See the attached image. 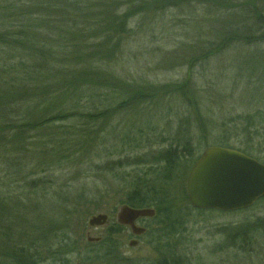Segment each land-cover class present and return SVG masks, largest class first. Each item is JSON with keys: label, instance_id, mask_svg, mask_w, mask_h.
Returning <instances> with one entry per match:
<instances>
[{"label": "rangeland", "instance_id": "1", "mask_svg": "<svg viewBox=\"0 0 264 264\" xmlns=\"http://www.w3.org/2000/svg\"><path fill=\"white\" fill-rule=\"evenodd\" d=\"M143 1L146 7L141 11L132 1L136 10L128 0L115 3L116 12L126 15L128 28L121 32L122 54L101 59L90 57L88 51L99 40L85 39L87 47L80 51L69 42L60 51L59 39L51 38L59 19L40 5L16 4L23 15L19 19L30 27L23 30L20 22L4 24L0 10V128L6 127L4 134L13 139L0 149L2 264H25L18 250H25L27 256L36 254L33 259L38 264H61V251L55 254L48 239L63 237L70 241V253L62 264H159L162 259L165 264H264V237L253 228L264 219V200L238 211L199 212L189 209L185 190L192 165L204 149L214 146L204 144L203 132L212 130L213 135L214 124L228 114L263 108L255 103L253 88L259 82L264 85V25H256L254 19L258 15L254 11L264 14V0ZM243 9L250 11L241 15ZM29 17L36 21L29 23ZM243 28L247 32L232 34ZM19 33L44 47L40 55L27 44L15 45ZM82 33L86 38L88 34ZM28 34L34 38L28 39ZM60 54H65V63ZM20 65L52 67L51 81L41 79L38 90L26 76L19 78ZM61 76L89 77L92 89L103 88L101 93L119 99L95 124L74 119L42 127L39 118L45 108L56 113L69 106L59 99L62 91L56 82ZM105 79L110 87L95 84ZM95 100L92 106L82 102L85 108L78 112L100 113L104 107L99 98ZM20 121L32 122L35 130L16 135L9 123ZM42 137L48 144L34 147ZM64 139L70 144L62 143ZM166 139L189 141L193 156L175 169L167 188L169 221L178 234L164 237L163 226L156 227L153 216L139 219L136 226L145 232L134 237L128 227L115 222V215L134 189L131 182L149 168L134 164L165 150ZM117 161L121 170L109 169ZM37 179L50 181V189L33 182ZM98 214L106 215L107 223L89 228L88 219ZM242 230L244 235L237 234ZM156 233L162 240L155 239ZM88 237L98 242H88ZM132 240L137 241L134 247L129 246Z\"/></svg>", "mask_w": 264, "mask_h": 264}, {"label": "trees", "instance_id": "2", "mask_svg": "<svg viewBox=\"0 0 264 264\" xmlns=\"http://www.w3.org/2000/svg\"><path fill=\"white\" fill-rule=\"evenodd\" d=\"M130 4H132L130 1L135 2L134 4H137L138 10L141 11L145 9V1L143 0H128ZM29 2L31 5H40L39 7L44 8L45 11H52L54 13V16H57L59 19V27L53 32V35L51 38L53 39H59L57 40L58 44L62 45V48L60 51L65 49L67 44L69 42H73V49L80 51L84 50V48L87 47V43L85 39H91L93 40H99V43L96 45H89L88 51H90V57H99L98 59L105 58L108 56H117L118 54H122V50L119 49L120 47V39H121V32H127V25L124 24V18L126 15L123 13L116 12V7L118 5H115V3L119 4L121 0H0V10L3 12V16L5 17L4 24H6V20L12 22H20L22 24L23 29L30 28L24 23V19L20 20L19 18H23V15L21 14V9L16 10V4L23 5ZM172 2H174L172 0ZM133 5V4H132ZM108 6V7H107ZM134 6V5H133ZM249 6V4H247ZM130 7V6H126ZM135 8V6H134ZM136 10V8H135ZM252 13L254 11V8L252 6L251 8ZM44 11V10H43ZM97 11L99 13H97ZM101 11H106L105 14H101ZM250 11L249 10H242L241 15L243 12ZM257 12L258 15H255V24L256 25H264V14L261 12H258L257 10L254 11ZM135 13V12H134ZM40 14V13H39ZM102 15V16H101ZM259 16V17H258ZM30 18V17H29ZM121 19H123V22H121ZM35 19H29V23L33 24L32 22H35ZM22 22V23H21ZM78 25H81V29H78ZM84 27V28H83ZM81 30V31H80ZM87 30V31H86ZM242 31V33L247 32V29H236L233 31L232 34L237 33L238 31ZM82 31L84 33H87L88 35L83 36ZM24 37L26 36V33H23V31H20ZM81 32V33H80ZM17 35V33H16ZM19 37L20 33L18 34ZM29 36L28 39H33V36ZM31 37V38H30ZM114 37V39H112ZM18 41H15V45H18L20 47L22 44H27L34 53L41 52L42 47L41 44L36 40L34 42L27 41V39H21ZM50 38V39H51ZM10 39H14V36L10 37ZM77 39H83V40H77ZM24 40L22 43L21 41ZM88 40V41H89ZM10 46V45H9ZM106 46V47H104ZM11 47V46H10ZM16 50V47L15 49ZM51 48H47L46 51H49L51 53ZM59 51V53H60ZM55 54V53H54ZM52 54V55H54ZM62 62L65 63V54H60ZM93 59V58H92ZM74 59H71L73 62ZM75 62V61H74ZM63 66V64H62ZM20 70L23 73H19V78H24L26 76L27 80L30 83H34L37 85V89L39 86L43 85L42 83L47 80L51 81V71L53 72L52 67L51 68H44L41 69V67L32 65L29 69L23 68L22 65H20ZM46 70L44 73L43 71ZM42 71V74L40 73ZM26 73V74H25ZM66 76H61V78L58 80L56 85L58 84L59 89L62 91V98H59L62 100V102L67 103V107L59 109V112L56 111V113H53L50 111V107L47 109L45 108L42 112V116L39 118L41 120L40 126L45 127L47 124H52L55 121L59 123H65L71 122L75 120H80L87 122V124H95L96 121L104 119L109 115L107 112L108 109L111 106V103L115 101L118 97L113 96L111 93H101L99 91L103 88L98 89H92V79L86 76H78L77 79L71 76L70 79L65 78ZM84 78V79H82ZM42 79V80H41ZM76 79V80H75ZM82 80L83 82H80ZM13 81V80H12ZM42 82L41 84H39ZM95 82V81H94ZM11 83V82H10ZM91 83V86L89 85ZM260 83V82H259ZM257 83L256 87L253 88V90L256 91L257 98L254 100L255 103H261L263 108L262 109H255L251 112H246L242 114H237L234 116H226L225 119H222L220 124H214V129L216 132L213 135H210L212 130H208L203 132V142L204 144H213L217 147H223V148H229L236 150L242 154H244L247 157H250L257 162L264 164V85H261ZM12 84V83H11ZM95 84H100L99 86H102L105 88L110 87L111 84L105 79V80H99ZM88 87V88H87ZM87 89V90H86ZM113 89V88H112ZM39 90V89H38ZM114 90V89H113ZM32 97V95H31ZM95 98H99L101 104L100 113H96L94 115L92 114H85L86 112L79 113V110H83L85 107L82 106V102L89 105H94ZM119 99V98H118ZM117 99V100H118ZM66 106V105H61ZM118 106L121 107V103L118 104ZM99 107V104L98 106ZM95 108V107H94ZM66 109V110H64ZM88 109V108H87ZM76 112V113H73ZM78 114H81V118L78 117ZM4 115V113H3ZM9 126L14 130H17L15 133L16 135L19 134V132H30L35 130V125L31 122L22 123L19 122L18 125H13V123H9ZM6 127L0 128V149H4L8 147L7 143H10L13 141V139H7L6 137V131L3 130ZM5 133V134H4ZM31 139V138H30ZM17 140L20 141L21 145V138H18ZM28 141L29 139H25L23 137V141ZM43 140V141H42ZM162 142H164L165 139H161ZM168 142V145L165 150L158 152L154 157L149 159L148 161H144L141 163V161H138L134 165L142 166V165H148L149 168L144 171L143 175L140 173V176L137 177L131 184H133L134 189L130 191L127 194L126 201L124 205H127L131 208H137V209H152L154 211V217L152 220H154L157 225L156 227H162L164 232H162V235L164 237L168 236H175L178 234L177 229L174 227V224L169 221V215L170 210L168 208V205L171 202V193H168V185L171 184L173 179V174L175 172V169L181 166L185 161V159L192 158V154L189 152V141L188 143L185 142L181 144L180 140L174 139H166ZM191 140V139H189ZM62 143L70 144V142L67 139H64ZM174 143V144H173ZM27 144V143H26ZM48 144L47 137H42L40 140L36 141L35 146L36 148H40L39 146H44ZM179 144V145H178ZM183 145V146H181ZM27 146V145H26ZM25 146V148H26ZM181 146V147H180ZM18 148V147H16ZM20 149H24L20 148ZM178 149H181L182 151H178ZM15 151H18L14 149ZM42 150V149H41ZM14 161V160H13ZM127 164V163H126ZM125 166H128L125 165ZM121 161H117L109 167V169H117L118 171L121 170ZM108 170V169H107ZM113 172V171H112ZM176 178V177H175ZM41 188H49L48 186L50 184V181L48 180H40L37 179ZM32 182V183H33ZM121 186V185H120ZM46 190V189H45ZM264 200V199H261ZM259 200V201H261ZM189 209H192L189 206ZM199 212H205L199 210ZM215 212V211H210ZM173 224V225H172ZM165 227V229H164ZM255 232L256 230H259V234L264 237V219L261 221H258L253 226ZM161 231V230H159ZM246 230H242L238 233H244ZM162 236L160 233H156L155 239H160L158 236ZM51 243L48 245V247H51L54 245L56 248L58 255V252H60L61 264L66 262L65 256H67L68 253H70L69 244L70 241H67L64 239V237L58 241V239H48ZM159 241V240H158ZM105 246L109 247L110 241L108 239H105ZM103 242V243H104ZM102 243V244H103ZM47 245V242H45ZM40 249L42 247H39ZM33 250L36 249V247L32 248ZM22 250V249H20ZM18 253L20 254L23 262L22 263H28L29 264H38V260L33 259L37 255H28V252L25 250H22L21 252L18 250ZM57 255L53 258H56ZM65 257V258H64ZM0 264H2L0 262ZM159 264H165V260L159 263Z\"/></svg>", "mask_w": 264, "mask_h": 264}, {"label": "water", "instance_id": "3", "mask_svg": "<svg viewBox=\"0 0 264 264\" xmlns=\"http://www.w3.org/2000/svg\"><path fill=\"white\" fill-rule=\"evenodd\" d=\"M186 197L195 210L231 212L250 208L264 198V164L229 148L207 147L191 167L186 180ZM152 209L127 205L118 208L115 222L128 227L131 235L141 236L145 229L136 226L142 218H152ZM108 217L98 214L88 219L89 228L105 225ZM88 242L98 239L88 237ZM136 240L129 242L130 247Z\"/></svg>", "mask_w": 264, "mask_h": 264}, {"label": "flooded vegetation", "instance_id": "4", "mask_svg": "<svg viewBox=\"0 0 264 264\" xmlns=\"http://www.w3.org/2000/svg\"><path fill=\"white\" fill-rule=\"evenodd\" d=\"M138 221H139V220H137L135 223L137 224Z\"/></svg>", "mask_w": 264, "mask_h": 264}]
</instances>
